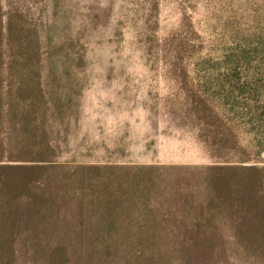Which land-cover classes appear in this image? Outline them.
<instances>
[{
    "label": "rangeland",
    "instance_id": "1",
    "mask_svg": "<svg viewBox=\"0 0 264 264\" xmlns=\"http://www.w3.org/2000/svg\"><path fill=\"white\" fill-rule=\"evenodd\" d=\"M1 2L36 25L42 77L56 78L46 86L64 98L55 162L71 170L100 167L102 178L151 174L157 191L140 204L146 212L131 217L144 218L149 208L158 219L197 216L187 200L202 197L210 167L235 165L250 174L247 167L264 166L256 134L243 129V114L262 104L249 94L233 98L231 82L217 71L237 49L253 66L264 62L257 53L264 49V0ZM231 105L239 116L229 113ZM227 121L241 148L226 147L220 152L226 160H217L208 128ZM69 207L61 208L64 215Z\"/></svg>",
    "mask_w": 264,
    "mask_h": 264
},
{
    "label": "trees",
    "instance_id": "2",
    "mask_svg": "<svg viewBox=\"0 0 264 264\" xmlns=\"http://www.w3.org/2000/svg\"><path fill=\"white\" fill-rule=\"evenodd\" d=\"M1 3L0 264H264V166L247 167L255 172L250 174L235 165L210 167L198 192L202 197L187 200L197 216L176 220L153 217L150 208L144 218L131 217L145 211L140 204L157 191L151 174L106 179L100 167L71 170L55 162L53 136L57 123L64 125L58 119L66 113L64 98L46 86L56 78L42 77L36 25ZM252 62L245 51L233 50L217 71L231 82L233 98L249 94L262 104L243 114V129L256 134L259 155L264 151V91L259 89H264V62ZM250 72L252 78L244 75ZM231 111L239 116L233 105ZM233 127L227 121L208 128L215 159H224L220 152L226 147H240ZM224 129L230 132L226 137ZM64 205L70 206L69 215L62 213Z\"/></svg>",
    "mask_w": 264,
    "mask_h": 264
}]
</instances>
